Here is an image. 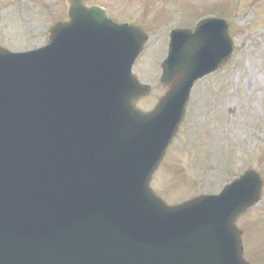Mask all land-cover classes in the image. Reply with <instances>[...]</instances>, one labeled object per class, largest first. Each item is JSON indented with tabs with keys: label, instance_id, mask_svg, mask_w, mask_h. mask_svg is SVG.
Segmentation results:
<instances>
[{
	"label": "water",
	"instance_id": "95a60500",
	"mask_svg": "<svg viewBox=\"0 0 264 264\" xmlns=\"http://www.w3.org/2000/svg\"><path fill=\"white\" fill-rule=\"evenodd\" d=\"M64 1L45 47L0 48V264H248L234 223L260 200L257 173L177 206L149 188L193 84L233 53L227 22L171 32L165 95L143 113L130 70L145 32Z\"/></svg>",
	"mask_w": 264,
	"mask_h": 264
},
{
	"label": "rangeland",
	"instance_id": "374dc122",
	"mask_svg": "<svg viewBox=\"0 0 264 264\" xmlns=\"http://www.w3.org/2000/svg\"><path fill=\"white\" fill-rule=\"evenodd\" d=\"M88 4L105 7L121 24L132 22L150 31L133 70L152 87L150 97L139 103L143 111L163 95L159 65L171 27L187 28L210 16L229 22L234 54L221 70L193 86L185 118L151 187L167 204H177L187 197L217 194L247 170L259 173L264 181V0H88ZM65 18L63 0H0V46L15 52L40 48L49 27ZM238 223L245 236V257L247 253L254 260L250 262L264 264V195Z\"/></svg>",
	"mask_w": 264,
	"mask_h": 264
}]
</instances>
